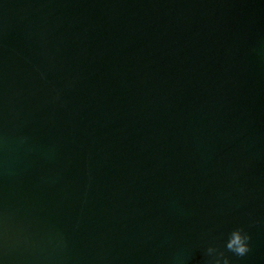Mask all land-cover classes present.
<instances>
[{"label":"water","instance_id":"95a60500","mask_svg":"<svg viewBox=\"0 0 264 264\" xmlns=\"http://www.w3.org/2000/svg\"><path fill=\"white\" fill-rule=\"evenodd\" d=\"M264 264V0H0V264Z\"/></svg>","mask_w":264,"mask_h":264},{"label":"clouds","instance_id":"9594fccd","mask_svg":"<svg viewBox=\"0 0 264 264\" xmlns=\"http://www.w3.org/2000/svg\"><path fill=\"white\" fill-rule=\"evenodd\" d=\"M251 251V236L242 227H235L229 231L220 244L210 245L206 249L208 264H232L227 255L245 257Z\"/></svg>","mask_w":264,"mask_h":264}]
</instances>
